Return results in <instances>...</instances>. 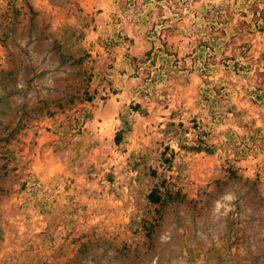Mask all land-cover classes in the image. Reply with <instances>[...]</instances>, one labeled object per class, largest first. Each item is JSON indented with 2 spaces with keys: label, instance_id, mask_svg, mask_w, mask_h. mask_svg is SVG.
<instances>
[{
  "label": "rangeland",
  "instance_id": "374dc122",
  "mask_svg": "<svg viewBox=\"0 0 264 264\" xmlns=\"http://www.w3.org/2000/svg\"><path fill=\"white\" fill-rule=\"evenodd\" d=\"M0 264H264V0H0Z\"/></svg>",
  "mask_w": 264,
  "mask_h": 264
}]
</instances>
